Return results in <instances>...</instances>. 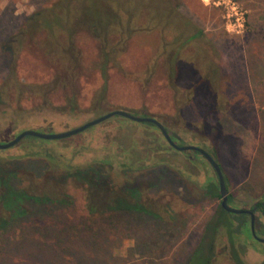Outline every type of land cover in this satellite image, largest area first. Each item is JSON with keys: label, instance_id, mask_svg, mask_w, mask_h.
Returning <instances> with one entry per match:
<instances>
[{"label": "rangeland", "instance_id": "rangeland-1", "mask_svg": "<svg viewBox=\"0 0 264 264\" xmlns=\"http://www.w3.org/2000/svg\"><path fill=\"white\" fill-rule=\"evenodd\" d=\"M51 1L0 0V44L29 14ZM237 1L246 13L242 33L227 30L221 10L204 0H176L179 13L202 32L192 45L205 50L219 68L216 89L227 101L221 116L206 115L204 105L192 101L182 110L180 120L174 118L161 59L154 60L159 40L156 31L137 33L129 40L118 60L119 68L109 72L106 104L95 114L91 100L101 85L93 70L96 44L80 32L75 43L84 76L79 82L78 110L64 113L25 103L18 112L13 105L0 106V144L22 130L64 132L113 110L151 117L180 137L183 145L207 152L221 170L232 203L248 208L264 193V0ZM7 58L0 49V82L7 73ZM151 62L155 73L142 89L133 79ZM16 74L28 85L40 84L48 76L45 67L25 50L19 54ZM52 104L60 102L55 97ZM217 121L214 136L210 127ZM204 124L209 127L207 132ZM195 158L167 150L153 127L118 116L69 138L0 150L1 181L9 177L18 188L28 185V174L43 182L65 181L71 200L64 207L35 212L1 230L0 264H185L219 204L206 188L208 180L217 186L213 170L200 156ZM76 176L96 184L89 188V198L99 206L104 194L120 197L123 184L139 186L135 190L140 201L157 218L116 212L88 219L83 210L84 185L80 189ZM2 193L0 201L4 196L16 200L14 191ZM215 244L212 264H233L224 247V234ZM245 244L239 253L242 262L259 264L262 255L250 241Z\"/></svg>", "mask_w": 264, "mask_h": 264}, {"label": "trees", "instance_id": "trees-1", "mask_svg": "<svg viewBox=\"0 0 264 264\" xmlns=\"http://www.w3.org/2000/svg\"><path fill=\"white\" fill-rule=\"evenodd\" d=\"M152 31L158 32L154 60L161 59L164 86L171 92L174 118L180 120L182 110L192 101L203 104L206 115L224 114L227 101L220 97L216 89L219 68L208 59L209 54L205 50L192 45L202 32L179 13L176 0H52L49 5L35 10L0 44V49L8 57L7 73L0 82V106L13 105L19 112L25 103H29L36 109H56L64 113L77 111L79 82L84 76V68L75 38L78 33L84 32L96 44L93 70L101 85L91 100V107L97 114L99 107L106 104L109 72L119 68L118 60L126 52L129 40L137 33ZM23 50L47 70L48 76L42 83L28 85L19 81L16 66ZM152 62L133 79L140 82L142 89L149 85L155 73V63ZM182 82L186 83L181 86ZM55 97L60 102L58 106L52 104ZM218 126L217 121L210 127L214 136L218 134ZM208 128L203 125V131L207 132ZM38 142L44 143L45 140L26 137L21 141L36 146ZM28 175L30 177H25L28 185L24 188L13 185L9 177L0 180V195L5 190L17 193L16 200L4 196V201H0V231L28 215L33 216L35 212L49 211L52 206L64 207L71 202L66 194L65 181L43 182ZM84 178L76 176L73 179L81 186L80 189L84 185L83 210L88 219L116 212L157 218L156 213L149 212L142 204L137 190L129 192V202L104 194L102 206L92 203L89 188L94 189L96 184ZM79 179L83 180L82 183L78 182ZM208 190L210 196L219 197L217 187L210 181ZM230 220V215L217 207L204 225L199 241L185 264H211L214 241L224 230L229 231ZM231 249L233 251V247ZM232 257L234 264H243L236 255Z\"/></svg>", "mask_w": 264, "mask_h": 264}, {"label": "flooded vegetation", "instance_id": "flooded-vegetation-1", "mask_svg": "<svg viewBox=\"0 0 264 264\" xmlns=\"http://www.w3.org/2000/svg\"><path fill=\"white\" fill-rule=\"evenodd\" d=\"M114 111V110H113ZM112 112V111H110ZM109 113V112H108ZM128 113V112H127ZM107 114V113H106ZM130 114V113H129ZM133 115V114H131ZM102 116V115H101ZM136 116V115H134ZM100 117V116H99ZM113 117V116H112ZM120 117V116H118ZM138 117H143V116H138ZM98 118V117H97ZM111 118V117H110ZM123 118V117H121ZM151 118V117H150ZM95 119V118H94ZM109 119V118H108ZM126 119V118H124ZM93 120V119H92ZM107 120V119H106ZM128 120V119H127ZM155 120V119H154ZM90 121V120H89ZM105 121V120H104ZM130 121V120H129ZM103 122V121H102ZM133 122V121H132ZM158 122V121H157ZM101 123V122H100ZM137 123V122H135ZM166 131L168 138L170 139V142L174 144V146H176L177 148L179 147H186V146H192V147H197L194 145H183L181 143V139L180 137L174 135L171 131L167 130L160 122H158ZM99 124V123H98ZM140 125H144V126H149V127H153L154 129L158 130L154 125L150 124V123H138ZM82 125V124H81ZM97 125V124H96ZM80 126V125H79ZM95 126V125H94ZM93 127V126H91ZM90 128V127H89ZM73 129V128H72ZM88 129V128H87ZM85 129V130H87ZM30 130V129H27ZM71 130V129H70ZM84 130V131H85ZM35 131V130H34ZM68 131V130H67ZM159 131V130H158ZM38 132V131H37ZM65 132V131H64ZM83 132V131H82ZM42 133H52L49 131H43ZM81 133V132H80ZM160 133V132H159ZM79 134V133H78ZM74 136V135H73ZM161 138L163 139V142L165 143V146L167 147V150H170L172 152L175 153H179V154H183L185 157H187V159L189 160H195L196 156H200L204 161L205 159L196 151L193 150H187V151H178L177 149L173 148L172 146H170V144H168V142L164 139V137L161 135ZM71 137V136H70ZM26 138V137H24ZM69 138V137H68ZM41 140V139H40ZM61 140V139H60ZM22 141V140H21ZM21 141L18 143L20 144ZM17 144V145H18ZM199 148V147H197ZM201 149V148H200ZM203 150V149H202ZM204 151V150H203ZM205 152V151H204ZM207 153V152H206ZM208 154V153H207ZM206 162V161H205ZM207 163V162H206ZM208 164V163H207ZM209 165V164H208ZM210 166V165H209ZM212 169V168H211ZM216 177V176H215ZM223 177V176H222ZM209 181H207V183L209 184ZM217 181V179H216ZM211 182V181H210ZM224 182V179H223ZM124 186L122 187V189H120V200L129 202L130 195L129 192L135 190L136 188L138 189L139 186H133L131 185H127V184H123ZM224 186H225V182H224ZM217 187V191H218V186ZM207 191L208 190V185L206 186ZM226 189V186H225ZM219 196V194H218ZM226 205L232 209H239V210H249L252 211V217L253 220L251 221L250 215L249 214H232V213H228V212H224L227 213L228 215H230V221L228 222V227H229V231H225L223 233H221L222 235L224 234L225 237V241H226V245L225 250H227V253L229 255L230 260L233 262V255H236V257L242 262V260L239 257V253L242 252L243 248L246 246L245 242L246 241H250L252 243V247L254 248L253 250L258 251L261 255H262V260L259 264H264V242H261L260 240H264V193L262 196L259 197V199H257L255 202H253L248 208H241L238 207L236 205H234L232 203V197L228 194L227 189H226ZM219 199V203H220V198ZM218 207L220 208L219 204ZM219 234V235H221ZM219 237V236H218ZM239 237H242L243 239L240 241H237L239 239ZM217 240V239H216ZM216 240L214 241V256L213 259L215 258V246H216ZM255 246V247H254ZM257 246V247H256ZM233 247V251L232 248ZM258 247H260L258 249ZM213 259L211 261V264L213 262ZM243 263V262H242ZM244 264V263H243Z\"/></svg>", "mask_w": 264, "mask_h": 264}, {"label": "water", "instance_id": "water-1", "mask_svg": "<svg viewBox=\"0 0 264 264\" xmlns=\"http://www.w3.org/2000/svg\"><path fill=\"white\" fill-rule=\"evenodd\" d=\"M112 116H120V117L126 118L130 121L137 122V123H150V124L154 125L159 130V132L164 137V139L173 148L177 149L178 151L193 150V151L198 152L205 159V161L210 165V167L212 168V170L216 176L217 186H218V194H219V198H220V203H219L220 208L222 210H224L225 212L232 213V214H242V213L249 214L251 221L253 220V217L251 215L252 211L232 209L226 205V198H227L226 197V189L224 186L222 173H221V170H220L218 164L206 152H204L200 148L192 147V146L177 148L176 146H174V144L170 142V139L168 138V135H167L165 129L156 120H154L153 118H150V117H138V116L131 115V114H129L125 111H122V110H114V111L109 112L107 114H104L98 118L87 121V122L83 123L82 125L77 126L73 129L65 131V132L42 133V132H37L34 130H22L20 133H18L9 142L0 144V150H6V149H9L11 147L16 146L21 141V139H23L24 137H33V138H37V139H41V140L65 139V138H68L70 136L76 135V134L84 131L85 129H87L91 126H94V125H96V124H98V123H100V122H102V121H104V120H106ZM260 241L264 242V240H260Z\"/></svg>", "mask_w": 264, "mask_h": 264}, {"label": "built area", "instance_id": "built-area-1", "mask_svg": "<svg viewBox=\"0 0 264 264\" xmlns=\"http://www.w3.org/2000/svg\"><path fill=\"white\" fill-rule=\"evenodd\" d=\"M205 4L221 10L225 28L242 33L246 27V13L237 0H204Z\"/></svg>", "mask_w": 264, "mask_h": 264}]
</instances>
